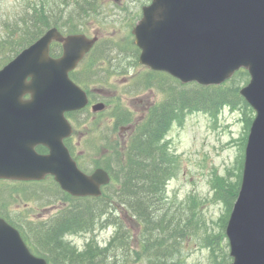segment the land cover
Masks as SVG:
<instances>
[{"label":"water","instance_id":"95a60500","mask_svg":"<svg viewBox=\"0 0 264 264\" xmlns=\"http://www.w3.org/2000/svg\"><path fill=\"white\" fill-rule=\"evenodd\" d=\"M132 34L140 65L183 84L220 85L247 70L250 81L239 94L256 115L226 236L231 264H264V0H151ZM96 40L63 37L52 28L0 69V179L39 181L52 175L77 197H98L109 183L103 169L82 172L63 143L72 132L65 113L88 104L69 72ZM52 41L62 43L58 58L49 55ZM104 107L97 103L91 109ZM38 146L48 152L38 153ZM0 264L47 262L0 218Z\"/></svg>","mask_w":264,"mask_h":264},{"label":"rangeland","instance_id":"374dc122","mask_svg":"<svg viewBox=\"0 0 264 264\" xmlns=\"http://www.w3.org/2000/svg\"><path fill=\"white\" fill-rule=\"evenodd\" d=\"M31 1L0 0V39L7 31L6 22L17 23L28 4H32ZM149 1L118 0L115 3L100 0L101 13L80 20L82 32L88 37H98V44L97 51L84 59L75 76L85 69L91 71L92 78L82 80V83H86L87 91L94 94L90 106L99 101L106 104L99 113L92 114L88 106V115L79 113L72 117L76 116L74 120L70 119L75 130L70 141L74 148L73 156L86 170L102 162L113 164V146L121 152L129 141L130 133L140 130L151 108L165 97V93H159L152 85L146 91L130 92L137 80L144 78L148 71L137 63L139 52H128L127 46L134 45L131 30L141 16V7ZM62 2L55 0L53 3L54 11L57 10L58 14L56 17L61 18L60 24L64 21L62 18L66 17L60 13ZM98 79L103 80L104 84H100ZM248 80L247 73L240 71L220 87L222 90L228 87L239 90ZM119 110L130 114L128 122L115 123L116 118L112 114H118ZM253 117L254 112L247 110L243 103L234 108H221L216 117L204 112L188 113L181 123H172L160 140V144L179 161L177 175L163 184L162 206L171 210L170 215L167 214L173 217L175 227L170 239L173 244L171 250L179 253L181 264H231L225 224L234 202L232 194L239 182L237 175L243 163L244 142ZM41 184L24 185V189H21L26 190L27 198H30L28 193H36L37 196L32 199H24L20 190L21 193L13 197L6 193V207L11 219L29 238L33 249L39 252L45 249L42 238L32 224L28 225V221H46L56 217L68 205L60 195L50 196L54 190ZM110 202L117 213L112 212L114 215L111 216L107 211L98 224L88 231L65 229L57 236L60 247L66 245L82 254L91 252L87 254V259L108 249L103 264H144L134 260V253L125 247L127 242L124 239L125 236L129 244L137 249L144 222L124 207L117 206L112 200ZM86 203L81 200L77 202L81 206ZM105 219L109 223H103ZM46 244L54 245L49 240ZM98 260L101 259L94 262Z\"/></svg>","mask_w":264,"mask_h":264},{"label":"trees","instance_id":"16d2710c","mask_svg":"<svg viewBox=\"0 0 264 264\" xmlns=\"http://www.w3.org/2000/svg\"><path fill=\"white\" fill-rule=\"evenodd\" d=\"M54 1H31L32 4H28L25 13L18 18L17 23L6 22L7 31L3 39H0V68L12 60L22 49L40 38L48 29L56 27L66 34L79 33L82 32L80 20L101 13L100 0H63V8L60 13L66 17L62 18L64 21L60 24L61 18H57V10L54 11ZM96 45L91 53L97 51ZM127 49L130 50L128 52H139L133 44L127 46ZM58 52L57 46L53 45L51 54L56 56L59 54ZM90 72L87 70V79L90 78L88 75ZM145 74L144 78L137 80L138 82L136 85L134 84L130 92L146 91L152 85L157 88L159 93H165V97L159 104L151 108L140 130L130 133L129 141L121 152L116 149V146H113L112 149L115 151V153L112 152L113 164L108 162L94 164L95 168L105 169L112 179L111 183L103 189L102 197L71 198L61 192L51 178L45 182L27 183L0 180V216L18 230L20 227L11 219L6 201L7 194L10 197H13L14 194L19 195L21 193L19 190L22 191L24 185L35 186L42 183L41 186H49V189L54 190L50 196L58 194L68 204L65 209L58 212L56 217L43 222L28 221V225L32 224L37 235L42 238V246L45 247L43 251L39 252L33 249L29 244V238L24 236L21 228L19 230L33 252L45 258L49 264H91L98 258L101 259L98 262L103 264L108 249L87 259V254H92L91 252L82 254L76 253L74 249L66 245L60 247L57 236L65 229L88 231L91 226L98 224L101 216L107 211L111 216L114 215L112 212L117 213V210L111 206V200L117 206L124 207L131 215L141 219L145 224L140 246L137 249H134L124 236L127 242L125 247L133 251L134 260L137 259L144 264H181L179 253L171 250L173 244L170 243V239L175 233L173 217L167 216V214L170 215L171 210L170 208L164 209L162 206L164 205L163 184L177 175L179 161L175 155L169 153L168 148L160 144V140L172 123H181L188 113L204 112L216 117L221 108H234L239 103H243L251 113L253 111L239 96L237 87H228L222 90L220 86L205 87L195 83L183 85L161 72L148 70ZM76 80L78 83H82V79ZM98 80L100 84H104L103 80ZM82 84L84 85V83ZM112 115L116 118V124L128 122V116H130L125 110L124 112L119 110L118 114ZM38 150L45 152L42 147ZM237 176L240 179V174ZM238 186L239 182L232 194L233 198L236 197ZM51 190L50 192H52ZM25 192L26 190L21 193L24 195V199H32L35 195L37 196L36 193L31 192L28 193L30 198H27ZM80 200L87 202L88 205L87 203L83 206L78 205L77 202ZM159 203L160 207L158 208ZM105 222L109 223L107 219L103 223ZM48 240L54 245H47ZM98 262H94V264Z\"/></svg>","mask_w":264,"mask_h":264},{"label":"flooded vegetation","instance_id":"af4514ba","mask_svg":"<svg viewBox=\"0 0 264 264\" xmlns=\"http://www.w3.org/2000/svg\"><path fill=\"white\" fill-rule=\"evenodd\" d=\"M77 72H79V71H78V68L74 70V73L77 74ZM86 73H87V69H86V70H83L80 74H84V75H85ZM86 76H87V75H86Z\"/></svg>","mask_w":264,"mask_h":264}]
</instances>
